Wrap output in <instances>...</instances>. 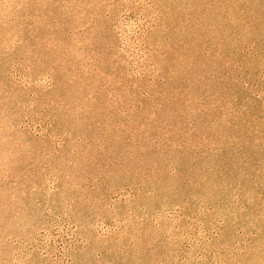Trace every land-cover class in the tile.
Returning a JSON list of instances; mask_svg holds the SVG:
<instances>
[{"label": "rangeland", "instance_id": "obj_1", "mask_svg": "<svg viewBox=\"0 0 264 264\" xmlns=\"http://www.w3.org/2000/svg\"><path fill=\"white\" fill-rule=\"evenodd\" d=\"M0 264H264V0H0Z\"/></svg>", "mask_w": 264, "mask_h": 264}]
</instances>
